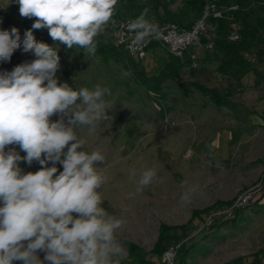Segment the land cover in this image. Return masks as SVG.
<instances>
[{
    "label": "clouds",
    "instance_id": "1",
    "mask_svg": "<svg viewBox=\"0 0 264 264\" xmlns=\"http://www.w3.org/2000/svg\"><path fill=\"white\" fill-rule=\"evenodd\" d=\"M14 2L21 17L35 18L32 29H47L54 42L95 55L96 37L112 20L118 0ZM147 13L146 8L127 22L130 47L155 38ZM20 46L16 27L0 30V60H10ZM23 51L35 59L0 73V264H120L125 249L116 234L125 222L102 206L106 157L99 149L87 151L78 134L82 128L95 132L100 122L112 119L105 99L110 90L59 82L58 47L38 42L32 30L24 34ZM21 161L38 162L40 168L25 173ZM156 175L153 168L133 170L135 190L128 198ZM194 193L184 191L180 203H190ZM38 252L45 253L43 260Z\"/></svg>",
    "mask_w": 264,
    "mask_h": 264
},
{
    "label": "rangeland",
    "instance_id": "2",
    "mask_svg": "<svg viewBox=\"0 0 264 264\" xmlns=\"http://www.w3.org/2000/svg\"><path fill=\"white\" fill-rule=\"evenodd\" d=\"M181 4V0H176L170 8L172 11L179 10L182 8ZM31 19L20 16L19 5L14 0L12 3L11 0H0V27L12 24L18 28L24 21ZM233 28L237 30L239 25L235 24ZM213 29L210 24L202 35V45L209 42L208 34ZM97 37L96 42L102 40L107 46H113V38L107 26ZM75 49V76L80 88L94 89L99 84L110 90V95H106L105 99L111 104L109 115L112 119L100 122L95 132L82 128L78 134L86 140L87 151L99 149L106 157L101 166L108 176V182L103 186L102 206L125 222L116 234L125 249V256L120 264H140L129 258L128 245L150 264L156 263L160 255H153L151 252L161 224L176 226V239L168 240L164 246L172 245L177 249L184 247L187 255L183 257L181 264H225L224 261L228 258L231 261L227 264H241L235 262L237 259L232 260L234 250L238 247L235 237L239 234L240 226L236 224L235 229L228 230L222 227L223 224L220 225L225 220H220L216 214L228 210L239 194L264 181V172L252 185L236 194L227 205L200 212L194 225L185 230L180 228L188 224L195 211H188L185 206L180 207L181 191L188 184H199L218 190L211 182L218 175L217 163L211 159L210 152L208 155L203 154V160H196L198 155L195 151L203 148L206 141L201 138L202 131L191 130L189 125L210 124L205 134L209 142L205 147L207 152L211 142L217 139V126L221 125L213 119L216 116L201 110V103L205 99H198L196 95L179 97L177 91L181 89L177 82L183 84L194 80L220 95L224 91L230 92V98L241 103L260 101L259 97L264 93V49H259L247 57H252L254 63L238 62L226 65L224 72L219 64L225 59L218 56L216 50H203L207 52V60L203 65L198 64L195 59L187 67L181 68V59L174 61L169 58L165 49L160 46L149 47L140 66L134 68L120 50H117L120 56L108 58L107 54L99 56V52H105L100 47H97L95 55H84V49ZM192 49L194 48L189 47L184 50L182 59ZM203 51L198 52V59H204ZM33 59L35 57L29 55L20 63L0 67V73L10 72L15 66ZM136 73L140 74L139 78ZM262 108L264 105L259 106V109ZM212 109L219 112L225 110L214 107ZM57 118L52 117L53 120ZM256 119L255 115L249 117L252 122ZM210 120L212 122L209 123ZM15 147L20 151L18 146ZM20 155L25 153L20 152ZM19 166L25 173L35 172L40 168L35 161L30 166L21 161ZM57 167L62 171L61 165L57 164ZM144 168H153L157 173L156 178L135 198L129 199L128 193L135 190L131 172L136 170L138 173ZM206 178H209L208 181ZM261 185L262 198L264 182ZM188 216L190 217L187 218ZM211 216V222L208 223ZM37 254L43 260L45 253ZM240 261L247 262L248 257L241 258Z\"/></svg>",
    "mask_w": 264,
    "mask_h": 264
},
{
    "label": "trees",
    "instance_id": "3",
    "mask_svg": "<svg viewBox=\"0 0 264 264\" xmlns=\"http://www.w3.org/2000/svg\"><path fill=\"white\" fill-rule=\"evenodd\" d=\"M206 1L207 0H181L182 8L172 11L170 7L176 2V0H118L112 19L117 21H130L138 17L144 9L147 8L148 13L146 18L155 28L166 23H174L180 28L189 29L198 19H200ZM261 2H264V0H217V5L219 7H236L235 11L227 12L226 17L223 19H210L208 21V25H213L214 29L212 30L213 32L209 31L210 33L208 34L207 41L212 42L213 50L222 54L225 59V61H221L219 64L220 69H223L226 65L236 64L238 62L254 63L252 57H247L252 56V54L256 53L259 49H264V3ZM252 20L254 21L253 23ZM34 22L35 18L26 20L17 28L21 38V46L13 52L10 60H0V67H9L15 63L22 62L27 59L29 55L34 56L31 52L26 53L23 51L24 34L26 31L32 30L33 35L38 42H44L49 46L58 47L60 66L56 75L59 78V82H67L74 89L80 88L75 76V66L77 63L74 58V52L76 50L75 46L73 49H68L65 45L54 42L49 36L47 29H32V24ZM235 24L239 25L237 30L233 28V25ZM12 27V24H8L5 27H0V30L10 31ZM232 31L238 33L237 40H229V35ZM96 39H98V37H96ZM106 44L107 43L102 40L97 41V47L105 50L104 53L99 52V56H105V54H107L108 58L120 56L114 46L109 47ZM154 46L156 45L152 44L150 47ZM125 55L134 68L140 66L142 60L129 57L127 54ZM167 55L169 58L175 59L168 53ZM136 75L139 78L140 74L136 73ZM177 86L182 91L193 90L203 96H207L210 103L215 106L220 107L224 104L225 98L222 95L218 94L213 89L206 88L198 82L188 81L182 84L178 81ZM228 203L229 202H215L207 209L193 211L188 224L182 225L180 228L185 230V228L194 225V221L199 217L198 215L200 212H208L210 209H216L220 206L227 205ZM236 217L237 214L233 218L223 221L220 225L227 224V222L230 221L232 222ZM176 229V226L160 225L157 241L151 252L153 255L159 256L166 247L164 246V243L168 240L176 239L174 235ZM127 251L129 258H132L135 263L150 264V262L146 261L141 254L136 252L129 245ZM184 251L185 249L182 246L177 249L176 258L179 257L178 264H181L183 257L187 255V252ZM235 262L241 261L240 259H237ZM13 264H22V262L14 261Z\"/></svg>",
    "mask_w": 264,
    "mask_h": 264
},
{
    "label": "crops",
    "instance_id": "4",
    "mask_svg": "<svg viewBox=\"0 0 264 264\" xmlns=\"http://www.w3.org/2000/svg\"><path fill=\"white\" fill-rule=\"evenodd\" d=\"M199 51H203V49L194 48L190 50L187 57L179 62L180 67H187L193 63L194 60L191 59V55L194 53H196L198 64L203 65L207 60V52L203 51L205 53L204 59H198ZM218 56L223 57L220 53ZM173 60L176 61V59ZM221 71L224 72L225 67ZM179 91L177 92L181 98L182 96L191 97L196 95L198 99H205V102L201 103V110L216 116L213 119L220 122L221 125L217 126V139L211 142L208 152L205 150L206 144H209L205 134L210 124L197 125L191 123L189 125L191 130L202 131L201 138L206 141L203 148L195 151L198 155L196 160H203V154L208 155L210 152L211 159L217 163L218 175L211 182L218 190L206 188L199 184H188L189 186H186L181 192L195 189V193L190 203L179 205L180 207L185 206L188 211H192L202 210L217 201L229 202L241 190L252 185L264 172V108L259 109V106L264 105V93L259 97L260 101L247 104L233 101L230 98L231 93L224 91L221 94L225 98L224 104L218 107L210 103L207 96H203L196 91ZM212 107L224 108L225 110L219 112L212 109ZM252 115L257 118L255 122L249 120ZM211 120L209 123L212 122ZM208 179L205 180L208 181ZM261 201L240 211L234 221L227 222L222 226L228 228V230L235 229L236 224L240 226L239 234L235 237V243H238V247L234 250L232 260L247 256L248 261H243V263L241 261V264H264V200ZM230 261L228 258L224 263L227 264Z\"/></svg>",
    "mask_w": 264,
    "mask_h": 264
},
{
    "label": "built area",
    "instance_id": "5",
    "mask_svg": "<svg viewBox=\"0 0 264 264\" xmlns=\"http://www.w3.org/2000/svg\"><path fill=\"white\" fill-rule=\"evenodd\" d=\"M264 3V2H261ZM236 10L235 6L228 8L219 7L217 5V0H207L203 6L202 14L200 19H198L189 29L180 28L174 23H166L158 28L155 38H149V40L141 47H130V33L127 30L128 21H117L111 20L107 25L108 31L111 33L113 38V46L129 57L143 60L146 56L148 48L154 44L165 49V51L175 59H181L183 57V52L189 47L202 48L203 50L211 51L213 50L212 42H206L201 44L202 35L208 29V21L210 19L220 20L226 17L227 12H233ZM238 33L232 31L229 35V40H237ZM196 53L191 55V59H196ZM262 182L257 186L251 187L246 191L239 194L233 201L231 207L219 214H216L220 220L231 219L238 212L250 208L253 204L257 202H262L264 196H260L262 191ZM214 217V215H213ZM212 216L208 218V223L211 222ZM176 246H167L161 252L158 260L154 264H176Z\"/></svg>",
    "mask_w": 264,
    "mask_h": 264
}]
</instances>
